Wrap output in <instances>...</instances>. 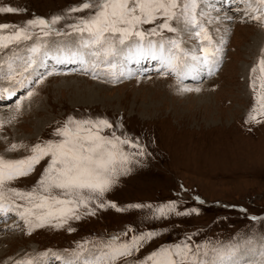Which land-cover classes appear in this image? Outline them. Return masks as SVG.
<instances>
[{
	"label": "rangeland",
	"instance_id": "obj_1",
	"mask_svg": "<svg viewBox=\"0 0 264 264\" xmlns=\"http://www.w3.org/2000/svg\"><path fill=\"white\" fill-rule=\"evenodd\" d=\"M81 3L82 0H0V6L25 9L19 13H0V23L24 25L40 14L49 20L55 15L65 17L53 25L51 35L44 36L35 28L32 40L0 50V61L13 52L26 59L30 55L27 49L36 43L48 47L55 40L71 36L82 38L71 25L77 24L80 18H87L91 11L68 12ZM247 8L243 0H204L201 3L198 12L206 14L199 19L214 45L222 49L212 75L202 66V70L178 78L173 73L161 74L156 68L158 62H147L141 71L135 69L134 75L125 74L111 83L85 72H65L67 67L48 75V69L56 65L49 57L45 60V68L33 66L39 75H31V83L26 80L27 87L21 91V96L8 99L5 94L6 98H0V121L3 122L0 156L7 160L25 158L32 154V146L56 139L53 133L70 116L76 120L106 119L113 127L104 129L103 135L115 132L134 142L139 138L145 150L144 156L134 157L128 165L131 172L120 176L118 183L105 195L107 201L125 211L105 208L98 210L96 215L71 220L62 228L46 226L32 230L31 234L29 226L17 215L23 208L7 214L0 212V264H16L29 257L34 258L36 264H64V259L57 260L51 254L71 258L78 245L87 241L90 247L91 242L108 240L110 232L126 241L148 231L160 235L127 258L126 264H135L161 246L178 244L186 238H190L188 242L193 245L208 244L210 247L239 244L252 251L256 261L261 259L259 251L264 246V116L258 117L261 123H254L248 121V115L254 103L251 69L264 55V23L246 15ZM174 26L179 31H165L164 36L179 39L181 47L189 53L202 55L199 49L207 43L202 44L194 35L199 30H186L182 23L176 22ZM57 31L61 34L57 35ZM258 33L263 38L255 46L252 38ZM150 65L155 69L144 71ZM4 68L6 71L7 66ZM29 71L32 73L31 69ZM40 76L44 77L43 82H39ZM0 81V84L6 82ZM103 81L110 84L104 82L103 86ZM13 85L21 89L15 82L7 83V87ZM89 88L95 92L93 98ZM184 88L193 91H182ZM197 88L199 91H195ZM29 92L33 93L31 97ZM17 102L21 105L19 110ZM12 144L24 147L9 151ZM124 150L135 152L138 149L125 145ZM137 159L139 163L135 162ZM46 166L47 158L28 176L7 183L6 189L31 190ZM9 196L6 192L5 208H15L18 204L30 206L26 201L9 199ZM197 197L204 201L199 202ZM173 201L179 212L192 208L199 212L156 218L157 207ZM135 204L144 207H130ZM251 216L261 219L252 220ZM69 227L74 230L69 231ZM249 240L252 243L246 245ZM41 253H48V256L41 257Z\"/></svg>",
	"mask_w": 264,
	"mask_h": 264
},
{
	"label": "snow or ice",
	"instance_id": "obj_2",
	"mask_svg": "<svg viewBox=\"0 0 264 264\" xmlns=\"http://www.w3.org/2000/svg\"><path fill=\"white\" fill-rule=\"evenodd\" d=\"M204 0H82L80 5L68 9V12H82L90 10L91 15L80 18L79 22L71 25L74 31L81 34L79 47L75 50L59 49L44 50L45 45L36 43L27 49L28 57L24 59L15 52L5 60L0 61V79L14 81L21 88L25 87V80L31 83V75H39L33 67L41 66L51 56L57 64L75 62L79 59L81 64L91 65L93 78H96L95 69L100 64L107 65L113 80L119 74L115 69V60L121 61L123 67L131 61L139 64L142 60H153L159 63L158 71L167 75L173 73L177 77L191 75L207 67L209 75L213 74L215 66L219 63L218 53L221 48L215 46L211 36L199 17L206 13L198 12ZM248 5L245 12L251 19L264 23V0H243ZM253 4L257 5L253 7ZM25 9L0 6V13H19ZM65 17L52 16L51 19L35 17L26 21L24 25L0 23V50L10 45L32 40L39 28L44 36L51 35L53 25ZM230 19V17H229ZM174 22L182 23L186 30L199 29L194 35L200 38L201 43L207 45L196 52L189 53L181 47V41L175 38H166L164 32L177 33L179 29ZM145 25H152L145 28ZM5 30L7 33L5 34ZM87 33V38L83 34ZM57 35L61 33L56 32ZM157 37V39H153ZM223 44V40L220 42ZM88 49V51H84ZM40 63H37V58ZM91 57L92 59H86ZM19 62V63H18ZM4 65L7 66L6 71ZM32 70L29 76L25 73ZM88 69L85 68V71ZM252 78L250 86L253 90V107L248 115V121L261 123L259 116H264V55L251 69ZM48 72V75H53ZM128 70L127 75H134ZM20 77V79H17ZM44 77H39L43 82ZM182 91H193L184 88ZM199 91V89H195ZM10 98L16 94L12 87H0V98ZM32 92L28 96H32ZM20 103L16 108L19 110ZM246 121V122H248ZM3 122L0 121V127ZM113 125L106 119L103 120H76L73 117L58 127L53 133L56 139L38 143L31 148V155L17 160H7L0 156V212L7 214L9 211H17V215L29 226V234L36 228L46 226L62 228L71 220H81L86 216L96 215L98 210L115 208L117 211H125L114 202L105 199L106 193L118 183L122 175L131 172L128 167L134 157L145 155L143 146L138 141H133L127 136L103 135L104 129H110ZM138 149L135 152L124 150V146ZM23 145L12 144L9 151L17 150ZM47 158V166L44 168L40 179L31 190L25 191L15 187L7 188L6 184L28 176L34 171L35 166ZM136 163L140 161L135 160ZM6 192L12 197L26 201L29 207L23 204L15 208H5L4 200ZM133 208L144 207L140 204L131 205ZM151 207V206H149ZM39 210V211H37ZM156 218L163 219L171 214L191 215L199 212L192 208L186 212L176 210V202L158 206ZM252 220L260 217L253 216ZM69 231H73L71 227ZM121 235H127L122 233ZM160 235L156 231H148L133 235L129 240L121 241L119 236H112L108 240L90 242L78 245L71 258H63L56 253L52 257L57 260L64 259V264H126L127 258L132 257L144 245ZM186 238L184 242L161 246L150 253L143 260L135 264H264V246L259 255L261 259L256 261L247 247L239 244H229L210 247L208 244L193 245ZM246 245L252 241H246ZM41 257H47L48 253H41ZM16 264H36L34 258H25L16 261Z\"/></svg>",
	"mask_w": 264,
	"mask_h": 264
},
{
	"label": "bare ground",
	"instance_id": "obj_3",
	"mask_svg": "<svg viewBox=\"0 0 264 264\" xmlns=\"http://www.w3.org/2000/svg\"><path fill=\"white\" fill-rule=\"evenodd\" d=\"M229 0H227V2H228ZM224 2V1H223ZM85 37V36H84ZM255 37V39L254 38H252V43H254V45L256 46L257 44H259L260 42H261V40H262V38H263V36L260 34V33H258V35L257 36H254ZM81 37H73V36H71V37H69V38H67L66 40H55V41H53V42H50V44H49V46L48 47H44V48H42V52L44 51V50H46V49H48V50H59V49H70V50H75L77 47H79V44H80V41H81ZM59 45V46H58ZM253 45V46H254ZM56 46H58V47H56ZM53 47H55L54 49H50V48H53ZM84 51H88V49H85ZM17 54V53H16ZM30 54V53H29ZM24 56V55H23ZM26 56V55H25ZM49 57H51V56H49ZM7 58V57H6ZM5 58V59H6ZM4 59V60H5ZM86 59H89V60H91L92 58L91 57H86ZM152 61V62H151ZM52 62V61H51ZM56 62V61H55ZM147 62L148 63H151V64H153L154 62H157V61H153V60H142L139 64H137L134 60L133 61H131V62H128L124 67H123V69L120 67V65H121V61L119 60V59H117V60H115L114 61V63H116L117 64V68L115 69V71L117 72V74H119V72L121 71V70H123L124 72H125V74H127V72H128V70H131V71H133L134 72V70L136 69V70H140L141 71V69H143L144 67V63L147 65ZM19 63V62H18ZM40 63V62H39ZM159 64V63H158ZM63 65H65V66H63ZM5 66V65H4ZM45 66H46V61H44L43 62V64L41 65V67L39 66V67H37V69L39 68H45ZM67 67V69L66 70H64L65 72H81L80 74H82L83 72H85L86 74H89V75H93L92 73H93V69H92V67H91V65L89 64V65H84V64H81V62H80V60L77 58V59H75V62H69V64L68 63H64V64H57L56 63V65H54V67H51L50 69H48V71H50V72H59L62 68H66ZM153 67V65H150V66H146L145 67V69H144V71H148V70H152V69H155V68H152ZM85 68H87L88 70L87 71H85ZM143 71V72H144ZM30 72V71H29ZM27 73L26 74V76L28 75L29 76V74H31V73ZM95 72H96V78L97 79H101V80H109L111 83H113L115 80H113L112 79V77H111V74H110V72H109V69H108V67H107V65H105V64H100L99 65V67H97L96 69H95ZM120 77V75H118V78ZM19 79H20V77H19ZM1 82V81H0ZM6 82L7 83H10L9 81H7L6 80ZM6 82H2L1 84H0V86H5V87H7V83ZM12 82H14V81H12ZM104 82H108V81H103V83ZM89 83V82H88ZM97 83H98V81H97ZM96 83V84H97ZM109 83V82H108ZM25 84H26V80H25ZM65 84V83H64ZM68 84V83H67ZM99 85H102V84H100V83H98ZM110 84V83H109ZM70 85V84H69ZM68 85V86H69ZM106 84L104 83V85L103 86H105ZM108 85V84H107ZM80 86V85H79ZM78 86V87H79ZM81 86H82V84H81ZM110 86V85H109ZM13 87H15L14 85L12 86V88ZM27 86H25V87H23V88H21L20 90H18V89H16V94L14 95V96H12V97H10V99H13V98H15L16 96H17V98L19 97V96H21V91L24 89V88H26ZM84 87V86H83ZM97 87V86H96ZM98 87H100V86H98ZM88 89V88H87ZM94 89V88H93ZM105 89L103 88V91H104ZM79 91V90H78ZM84 91V90H83ZM25 92V91H24ZM89 92H90V96L93 98L94 97V93L95 92H93V90L92 89H90L89 88ZM81 93V92H80ZM101 93V92H100ZM96 94H97V92H96ZM80 94H78V96H79ZM98 96V95H97ZM16 98V99H17ZM97 98V97H96ZM88 100H90V97H89V99ZM94 100V99H93ZM1 227V226H0ZM251 253H252V251H251ZM253 254V253H252Z\"/></svg>",
	"mask_w": 264,
	"mask_h": 264
}]
</instances>
